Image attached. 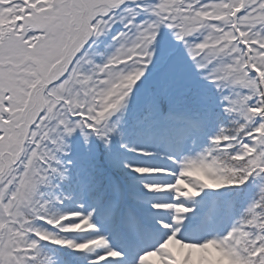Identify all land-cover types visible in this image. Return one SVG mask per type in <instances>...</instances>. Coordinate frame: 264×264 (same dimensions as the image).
Listing matches in <instances>:
<instances>
[{
    "label": "snow or ice",
    "instance_id": "snow-or-ice-1",
    "mask_svg": "<svg viewBox=\"0 0 264 264\" xmlns=\"http://www.w3.org/2000/svg\"><path fill=\"white\" fill-rule=\"evenodd\" d=\"M0 264H264V0H0Z\"/></svg>",
    "mask_w": 264,
    "mask_h": 264
}]
</instances>
